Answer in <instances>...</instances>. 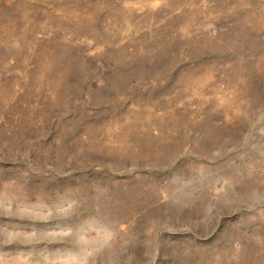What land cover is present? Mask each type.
Returning a JSON list of instances; mask_svg holds the SVG:
<instances>
[{
  "label": "rangeland",
  "instance_id": "obj_1",
  "mask_svg": "<svg viewBox=\"0 0 264 264\" xmlns=\"http://www.w3.org/2000/svg\"><path fill=\"white\" fill-rule=\"evenodd\" d=\"M0 264H264V0H0Z\"/></svg>",
  "mask_w": 264,
  "mask_h": 264
}]
</instances>
